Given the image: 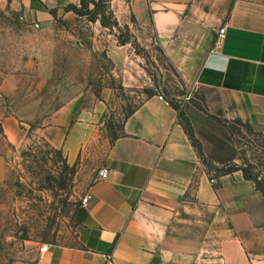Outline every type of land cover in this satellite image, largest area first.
Returning a JSON list of instances; mask_svg holds the SVG:
<instances>
[{"label": "crops", "instance_id": "crops-1", "mask_svg": "<svg viewBox=\"0 0 264 264\" xmlns=\"http://www.w3.org/2000/svg\"><path fill=\"white\" fill-rule=\"evenodd\" d=\"M60 6L11 3L28 24ZM126 12L150 27L186 86L203 92L205 112L192 104L183 111L203 153L202 135H218L212 117L249 118L264 138V0H131ZM117 18L126 23L123 12ZM101 112L70 101L42 135L73 156ZM99 170L73 211L69 241L34 248L18 264H264L263 192L241 170L207 167L179 112L157 95L124 120Z\"/></svg>", "mask_w": 264, "mask_h": 264}, {"label": "rangeland", "instance_id": "rangeland-1", "mask_svg": "<svg viewBox=\"0 0 264 264\" xmlns=\"http://www.w3.org/2000/svg\"><path fill=\"white\" fill-rule=\"evenodd\" d=\"M130 1L60 0L45 19L28 24L13 0H0V264L30 261L34 248L69 241L79 199L126 115L145 98L162 95L179 115L189 104L205 112L203 92L186 86L150 27L127 14ZM77 99L102 112L69 156L42 130ZM210 128L218 135H202L204 164L239 168L264 192V138L251 120L212 117Z\"/></svg>", "mask_w": 264, "mask_h": 264}, {"label": "trees", "instance_id": "trees-1", "mask_svg": "<svg viewBox=\"0 0 264 264\" xmlns=\"http://www.w3.org/2000/svg\"><path fill=\"white\" fill-rule=\"evenodd\" d=\"M85 0H80V2H84ZM160 50V49H159ZM150 96H152V95H150ZM173 107V106H172ZM136 109V107L133 109V110H131V111H129V113L126 115V117H125V119L130 115V114H132L133 113V111ZM179 117L181 118V120L183 121V128H184V130H185V132L187 133V135H188V137H189V140L191 141V144L193 145V147L197 150V153H198V155H199V158L201 159L202 158V153H201V147H200V145H198L197 144V142L194 140V136H193V132H192V129H191V126H190V124H189V121L187 120V118L184 116V115H179ZM203 162V161H202ZM204 163V162H203ZM234 170H241V169H239V168H235V169H233V170H227V171H220V172H222V173H230V172H232V171H234ZM242 171V173H243V176L246 178V179H252L250 176H247L245 173H244V171L243 170H241ZM254 180V179H253ZM255 181V180H254ZM256 183V182H255ZM256 187H257V184H256ZM257 189H259L258 187H257ZM260 190V189H259ZM261 191V190H260ZM261 192H263V191H261ZM263 194H264V192H263Z\"/></svg>", "mask_w": 264, "mask_h": 264}, {"label": "built area", "instance_id": "built-area-1", "mask_svg": "<svg viewBox=\"0 0 264 264\" xmlns=\"http://www.w3.org/2000/svg\"><path fill=\"white\" fill-rule=\"evenodd\" d=\"M223 29H221L220 31H219V35L220 36H222L223 35ZM157 97H158V99L160 100V101H162V102H164V103H166V104H170L162 95H157ZM105 175H106V171L105 170H99V172H98V178H105ZM213 181L211 180V183H212ZM82 203H87V201H88V197L87 196H85L82 200ZM48 246L49 245H44V246H42V251H46L47 250V248H48Z\"/></svg>", "mask_w": 264, "mask_h": 264}]
</instances>
